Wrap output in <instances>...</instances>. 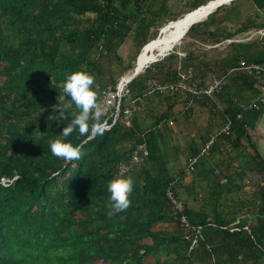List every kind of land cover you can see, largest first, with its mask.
Here are the masks:
<instances>
[{"label": "trees", "instance_id": "obj_1", "mask_svg": "<svg viewBox=\"0 0 264 264\" xmlns=\"http://www.w3.org/2000/svg\"><path fill=\"white\" fill-rule=\"evenodd\" d=\"M209 1L0 0V264H264V159L250 135L264 104L243 109L259 92L256 79L229 72L241 59L264 64V39L231 40L224 51L197 47L264 28V0H231L186 27L179 41L193 42L174 44L127 82L118 107L101 117L108 130L88 139L80 160L50 150L75 111L65 119L55 111L68 75L93 74L100 100L115 94L164 25ZM188 68L202 80L224 78L222 89L212 98L147 94L149 80L174 82ZM195 105L210 112L208 121L169 153L164 139L176 113L188 117ZM227 119L229 131L219 132ZM68 139L86 137L77 130ZM122 164L135 180L132 203L110 217L107 185Z\"/></svg>", "mask_w": 264, "mask_h": 264}, {"label": "clouds", "instance_id": "obj_2", "mask_svg": "<svg viewBox=\"0 0 264 264\" xmlns=\"http://www.w3.org/2000/svg\"><path fill=\"white\" fill-rule=\"evenodd\" d=\"M225 3L230 4L231 0H225ZM94 85L95 77L87 71L79 70L67 76L63 84L64 95L55 104V111L59 119H65L66 113L73 107L75 111L71 112L70 123L62 128L61 136L49 141L53 156L67 162L78 161L82 158L83 147L88 139L103 135L108 130L109 126L101 119L105 114V108ZM77 130L79 135L86 139L73 144L68 138ZM134 184V177L125 175L123 169L108 182L107 191L110 198L107 206L110 217L126 211L131 206L130 197Z\"/></svg>", "mask_w": 264, "mask_h": 264}, {"label": "built area", "instance_id": "obj_3", "mask_svg": "<svg viewBox=\"0 0 264 264\" xmlns=\"http://www.w3.org/2000/svg\"><path fill=\"white\" fill-rule=\"evenodd\" d=\"M258 34H262V29H258L256 31ZM239 41L241 38H233L227 39V42ZM179 55H183L181 52H178ZM231 71H243L252 75L254 79H256V83L259 88V92L256 94L255 97H252L246 104H242V108H251V107H258L259 104H264V64H257L252 62H247L243 59L239 60L238 64L229 70ZM224 78L215 77L213 75H209L206 80H202L201 78H196L191 68H188L185 71L179 73L178 78L174 82H162L156 79H151L147 83L146 92L147 94H151L154 92L159 93H168V92H180L184 94H192V95H204L209 98H212L215 93L222 89V85L224 84ZM106 107V106H105ZM108 109V108H107ZM106 109V110H107ZM105 110V111H106ZM125 112H128L125 110ZM118 113H116L117 115ZM230 126V119L226 120V123L221 127L219 132L227 133L229 131ZM214 141V134H210L209 139L204 143L203 147L200 150V154L207 153L210 145ZM137 150L134 151L132 155V162H139L140 156L137 155ZM147 151L143 150V154L146 155ZM196 160V156L192 157L189 161V167H191L192 163ZM129 165L122 164L120 166V171L123 169L126 171ZM166 195L169 201L173 204V206L177 209H181L183 203L181 200H178L175 196L173 191L170 188H167ZM181 221L187 226L185 218L182 216ZM195 239L193 240V243ZM192 264H200L199 262H193Z\"/></svg>", "mask_w": 264, "mask_h": 264}, {"label": "rangeland", "instance_id": "obj_4", "mask_svg": "<svg viewBox=\"0 0 264 264\" xmlns=\"http://www.w3.org/2000/svg\"><path fill=\"white\" fill-rule=\"evenodd\" d=\"M253 29L254 28H252V30ZM254 30H256V29H254ZM250 31L251 30H248L247 32H241V33L237 34V38H240L241 36L246 34V37H244V38L241 37V40L250 41V40H254V39L255 40L264 39V36L263 37H259V35H257V34H254V35L251 36ZM181 42L182 43H188V42H193V41H191V40H189L187 38L184 39V40L181 39L175 45H178ZM226 44H227V41H225L223 43L216 44V46H214L213 44H202V43H199V44H197L198 45L197 47H198V49L207 50V49L216 48L219 51H224L226 49V47H225ZM120 52L122 53L123 56H125L127 53L130 52V40H127L122 45V47L120 49ZM150 53H152V52L150 51ZM153 54L155 55L156 52L153 53ZM117 98H118V96L116 95V93L114 94L113 92L108 91V92L105 93L104 97L100 100V102L102 103V105L104 106V108L106 110L107 108L115 107V103L117 101ZM180 107H181V104L176 105V109H178ZM116 108H117V106H116ZM114 113H115V116H116V112H114ZM109 114H110V112H109ZM111 114H112V112H111ZM176 114L177 115H176L175 120H174L175 122H173V124L171 125V127H172L171 130L172 131L164 139L165 143H166L165 150H167L169 153H172L171 152L172 146H177V144L178 145L180 144L179 145L180 148L183 149L188 142H191V140H192L191 138L194 135H196L198 129H202L205 126V123L208 121V119L210 117V112L207 109H204V108H202L201 106H198V105L194 106L193 110L188 114V117H184L183 112L181 113V111H179ZM178 162L179 161H174V163H173L174 167L177 170L180 169V167H181V164L178 163ZM248 175L250 177L252 174L249 173ZM189 179H190V173L187 174V176H185V180H189ZM253 180L247 181V184L245 185V190L247 192H250V191H252L254 189V185L252 184V182H254ZM260 182H262V181H260ZM190 203L192 205H194V206L197 205V202H194L193 200H191Z\"/></svg>", "mask_w": 264, "mask_h": 264}, {"label": "bare ground", "instance_id": "obj_5", "mask_svg": "<svg viewBox=\"0 0 264 264\" xmlns=\"http://www.w3.org/2000/svg\"><path fill=\"white\" fill-rule=\"evenodd\" d=\"M225 3V0H215L210 1L206 6H203L196 10L194 13H191L187 16H182L178 20L171 21L168 24V28H164L166 25L162 27V31L159 33L158 38H156L154 41L150 42L142 51L139 59L138 64L143 66L146 63H149L150 60L158 53H163L164 51L169 50L174 44L179 42V37L183 30L189 26L191 21H193L194 18L201 17L204 18L205 13L209 11L211 8L213 9L215 5L218 3ZM198 19V18H197ZM196 19V20H197ZM164 33V34H163ZM161 36H163L161 38ZM160 37V38H159ZM150 51L152 53H150ZM156 54L154 55L153 53ZM127 76V75H126ZM117 98V107H118V100Z\"/></svg>", "mask_w": 264, "mask_h": 264}, {"label": "water", "instance_id": "obj_6", "mask_svg": "<svg viewBox=\"0 0 264 264\" xmlns=\"http://www.w3.org/2000/svg\"><path fill=\"white\" fill-rule=\"evenodd\" d=\"M210 1H215V0H210ZM210 1H209V2H210ZM209 2H207V3L204 4V5L199 6L198 8H196V9L190 11V12L185 13L184 16H187V15H189V14H191V13H194V12H195L196 10H198L199 8H201V7H203V6H206ZM221 4H224V2H222V3H218L217 5H215L214 8H213V9L211 8L209 11H207V12L205 13L204 16L206 17L211 11H213L217 6H219V5H221ZM205 17H204V18H205ZM197 18H198V19H197ZM197 18H194L193 21H191V23L189 24V26L187 27V29H185V32L188 30V28H189L193 23L198 22V21H200L201 19H203V18H201V17H197ZM196 19H197V20H196ZM161 31H162V28L159 30V33H160ZM185 32L183 33V35L185 34ZM159 33H158V35H159ZM158 35H157L156 38H158ZM183 35H182V36H183ZM182 36H181V37H182ZM156 38H155V39H156ZM155 39L150 40L148 43H146V44L142 47L140 53L138 54V56H137V58H136V65H135V67H134L133 72H132L131 74L127 75V76H124V77L119 81V84H118V86H117V91H116V95H117V96H121L122 91H123V88H124V86L127 84V82H129V81H130V80H131L136 74H138V73L143 69V67L147 66L148 63L144 64L143 66H142V65L140 66V65L138 64V59H139V57H140V55H141L143 49H144V48H145L150 42L154 41ZM173 46H174V45H173ZM171 49H172V47H171L169 50L164 51L163 53L160 52V53L156 54V55L150 60V62H153V61L157 60L159 57L165 55V54H166L167 52H169ZM158 56H159V57H158ZM157 57H158V58H157Z\"/></svg>", "mask_w": 264, "mask_h": 264}, {"label": "crops", "instance_id": "obj_7", "mask_svg": "<svg viewBox=\"0 0 264 264\" xmlns=\"http://www.w3.org/2000/svg\"><path fill=\"white\" fill-rule=\"evenodd\" d=\"M263 16H264V13H263ZM181 17H179V18H181ZM164 28H168V25H166ZM249 30H251L250 31L251 36L254 35V34L259 35V37H263L264 36V28H262V32H263L262 34L255 33L257 30H254V29L253 30L249 29ZM161 38H162V36H161ZM250 135H251L253 141L255 142V145L257 147V152L264 159V113L257 120L256 125L254 126V128H252L250 130Z\"/></svg>", "mask_w": 264, "mask_h": 264}]
</instances>
